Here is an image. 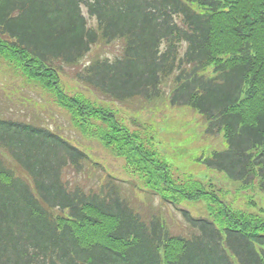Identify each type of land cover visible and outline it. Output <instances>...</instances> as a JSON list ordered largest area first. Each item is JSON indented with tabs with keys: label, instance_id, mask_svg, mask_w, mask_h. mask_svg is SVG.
Segmentation results:
<instances>
[{
	"label": "trees",
	"instance_id": "1",
	"mask_svg": "<svg viewBox=\"0 0 264 264\" xmlns=\"http://www.w3.org/2000/svg\"><path fill=\"white\" fill-rule=\"evenodd\" d=\"M102 44H121L122 55L84 65ZM0 53L53 91L84 133L106 126L99 140L146 191L175 207L203 202L216 218L183 210L193 232L171 236L72 141L0 118V264H264L263 216L231 209L210 182L175 181L153 135L143 142L62 82L72 69L107 102L191 109L224 143L203 164L264 192V0H0Z\"/></svg>",
	"mask_w": 264,
	"mask_h": 264
},
{
	"label": "rangeland",
	"instance_id": "2",
	"mask_svg": "<svg viewBox=\"0 0 264 264\" xmlns=\"http://www.w3.org/2000/svg\"><path fill=\"white\" fill-rule=\"evenodd\" d=\"M121 49V44L99 45L86 58L84 65L90 64L96 56L112 60L115 56L120 57ZM69 72L71 76L62 79L67 94L82 95L98 107L115 111L126 127L142 136L143 142H146L147 134L153 135L154 148L171 165L175 181L178 179L189 184L187 178L192 176L195 181L210 182L231 209L264 217V192L259 189L257 181L255 185L245 189L240 183L227 179L225 175L214 172L203 164L206 156L213 151L223 150L224 143L222 138L205 135L201 116L188 108H171L167 102L157 106L140 105L139 102L130 106L110 103L74 82L71 78L78 73L76 70L70 69ZM166 91L169 92L170 89ZM0 118L44 126L72 141L103 165L106 174L117 179L142 213L162 217L171 236L190 237L193 232L187 225L183 210L196 217L216 219L203 202L183 201L179 207H175L146 191L142 175L129 165L128 159L107 149L99 140V131H106V126L92 121L90 131L84 133L75 124L73 114L59 104L53 91L31 80L15 59L1 53ZM72 176L68 175L70 178ZM179 181L178 184H183Z\"/></svg>",
	"mask_w": 264,
	"mask_h": 264
}]
</instances>
